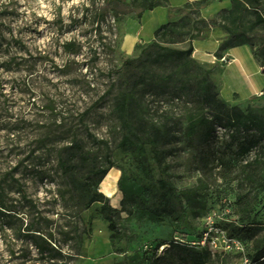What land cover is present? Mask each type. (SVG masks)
Returning <instances> with one entry per match:
<instances>
[{"label":"rangeland","instance_id":"1","mask_svg":"<svg viewBox=\"0 0 264 264\" xmlns=\"http://www.w3.org/2000/svg\"><path fill=\"white\" fill-rule=\"evenodd\" d=\"M131 3L0 0V178L18 164L14 176L31 201L29 205L13 189L6 192V204L12 208L0 214V264H152L156 247L188 235L193 237L187 241H197L194 235L205 230L212 233L208 264H244L241 251L216 229L238 231L236 235L244 237L238 229L250 226L264 234V145L239 159L241 134L219 127L206 144L191 141L187 117L198 104L190 98L176 99L173 91L146 98L153 110L149 118L174 127L176 140L171 145L118 148L121 131L111 112L112 101L125 80H132L133 71L126 70L123 77L111 71L137 58L148 45L138 42L131 55L121 49L126 20H137L138 9L132 7L131 12L123 6ZM189 11L194 7L170 13V20ZM261 13L264 16V5ZM211 34L217 40L224 37L220 27ZM142 35H147L145 25ZM249 35L258 45L264 26ZM70 43L72 50H65ZM245 51L241 62L246 71L236 81L220 77L224 62L215 64L210 79L222 99L230 92L237 94L228 105L264 110V92L252 95L248 88L253 84L258 91L264 89V74L260 70L254 75L251 65L256 62ZM111 83V92L101 99ZM86 132L105 144L93 142ZM32 149L37 158L31 163L25 158ZM106 150L119 175L113 184L115 195L106 196L101 183L97 191L114 211L113 231L99 203L83 210V178L94 167L106 165ZM59 159L67 166L66 177ZM120 177L124 192L117 187ZM159 179L180 196L183 212L176 219L157 220L142 205L149 203L147 188L157 186ZM247 209L251 213L243 219ZM173 263L186 264L178 256Z\"/></svg>","mask_w":264,"mask_h":264},{"label":"trees","instance_id":"2","mask_svg":"<svg viewBox=\"0 0 264 264\" xmlns=\"http://www.w3.org/2000/svg\"><path fill=\"white\" fill-rule=\"evenodd\" d=\"M211 0H198L187 2L180 8L169 7L168 0H132L131 4H123L125 8L132 11L137 8L136 19L140 20L142 14L151 11L156 7H165L170 13H181L184 9L194 7L195 11L184 13L175 21H167L153 31V38L139 53L137 58L126 59L119 69L111 71L124 76V72L133 71L132 80L124 85L114 95L112 101V115L118 122L121 131V138L118 148L124 150L135 145H147L152 149L171 145L175 140L174 127L167 122L157 124L150 119V109L146 98L148 96L161 97L173 91L175 98L184 100L190 98L198 104L197 111L187 117L186 134L191 141L199 144H206L213 136L216 128L231 131L232 134H241V140L237 144L236 156L245 159L249 153L264 145V110L254 108L242 111L236 106L228 105L220 97L216 85L210 79L216 65L203 66L193 58V41L204 36V31L214 30L217 27L223 31L224 37L220 40L217 50L214 52L216 59L226 50L246 45L250 48L254 60L261 69H264V35H260L258 45L252 43L253 36L249 31L264 26V16L261 9L264 0H230V6L219 10L212 18L203 19L200 10ZM197 15V17H195ZM102 17V16H101ZM250 17L247 26L245 21ZM184 45L175 48L172 46ZM74 44H66L65 50L71 51ZM207 66V67H206ZM111 87L100 97L103 99L111 92ZM52 107H50L51 109ZM88 111L82 114L86 116ZM86 135L93 142L105 144L103 141H96L93 135L86 132ZM77 150L81 147L75 143ZM37 157L34 150H30L25 161L33 162ZM105 166L94 167L83 178V186L87 192V198L83 210L88 209L92 204L99 203L100 214L108 224V229H115L113 209L109 200L101 193H98L97 186L102 182L108 172L116 166L110 161L108 151L104 154ZM18 164L7 171L0 178V214L4 211H11V206L6 204L7 190H14L20 198L31 205L27 200L26 191L15 178L14 172ZM58 167L63 177L68 174L67 166L62 160H58ZM44 178V172H41ZM117 187L125 191L122 177L118 179ZM149 203H142L144 209L157 220L165 217L176 219L183 212L182 203L177 190L164 179H159L156 185L147 188ZM251 211L246 210L243 219H247ZM229 239L238 240L244 247L245 256L249 264H264V234L258 235L256 227L243 226L239 232H244L240 237L238 231L225 230ZM39 232V231H36ZM201 233L194 237L200 238ZM187 237V236H186ZM164 243L166 249L160 256L156 247L152 264H174L173 257H181L186 264H208L212 253L208 247L190 246L187 244L188 235Z\"/></svg>","mask_w":264,"mask_h":264},{"label":"crops","instance_id":"3","mask_svg":"<svg viewBox=\"0 0 264 264\" xmlns=\"http://www.w3.org/2000/svg\"><path fill=\"white\" fill-rule=\"evenodd\" d=\"M193 1H198V0H168V3H169V7L171 8H180L185 3L193 2ZM229 6H230V0H211L205 7H203L200 10V16L203 19H210L219 10L228 8ZM169 20H170V14L167 8L165 7H156L151 11L144 12L139 22H136L137 20H130V19L126 20L124 36L121 43L122 51L126 55H131L134 52L135 46L138 42L149 43L153 38V31L158 26L166 23ZM130 24H131L130 27L131 30L129 32V30H126V28ZM144 25L147 30L146 36L142 35V31L144 30ZM213 32L214 30H211L207 37L202 36L201 38L193 41L192 56L198 62L205 64L207 66H213L217 64V62H221V63L224 62L225 64H223L222 66H226V67L223 68V73L221 74L220 77L221 78L223 77L224 79L225 76L230 81H236V79H238L240 75H243V73H245L246 71V68H244V66L242 65L241 57H244V52H246L245 50H247L248 52L250 51L249 54L252 56L251 50L246 45L233 47L223 52L222 58L218 60L214 57L213 54L217 50L220 40L212 38L211 33ZM252 64H253L251 65L252 72L255 75V73L259 72L261 68L257 62L256 64H254L252 61ZM248 88H249V92H251L252 95H258L264 92V89H261L260 91L256 90L257 88H254L253 84H251V86H249ZM219 93L221 96L220 88H219ZM234 94L232 92L228 93L224 100L226 102L232 101V97L234 96ZM113 170H114L115 179H117L119 176L118 172L114 168Z\"/></svg>","mask_w":264,"mask_h":264},{"label":"built area","instance_id":"4","mask_svg":"<svg viewBox=\"0 0 264 264\" xmlns=\"http://www.w3.org/2000/svg\"><path fill=\"white\" fill-rule=\"evenodd\" d=\"M222 61H223V59H222ZM216 232H218L219 234H221L222 237L227 241V243L234 244L236 246V248L239 251H241L244 264H248L249 263L247 257L245 256V253H244V247H243V245L238 240H236V239H229L226 236L225 232L222 231L221 229H219V230L216 229ZM210 234H212V233H210V231L205 230L204 232L201 233V236H200L199 240H197V241L195 240V241H191V242L188 241L187 244L190 245V246H194V247H197V246H201V247H205L206 246V247H208L207 246V242L209 241V235ZM174 240L175 241L182 242V240L179 239V238H174ZM208 249H209V247H208Z\"/></svg>","mask_w":264,"mask_h":264},{"label":"bare ground","instance_id":"5","mask_svg":"<svg viewBox=\"0 0 264 264\" xmlns=\"http://www.w3.org/2000/svg\"><path fill=\"white\" fill-rule=\"evenodd\" d=\"M114 170L111 169L108 174L104 177L103 181L101 182V189L105 193L106 196H114L115 195V187H114Z\"/></svg>","mask_w":264,"mask_h":264},{"label":"water","instance_id":"6","mask_svg":"<svg viewBox=\"0 0 264 264\" xmlns=\"http://www.w3.org/2000/svg\"><path fill=\"white\" fill-rule=\"evenodd\" d=\"M261 72L264 74V69H261Z\"/></svg>","mask_w":264,"mask_h":264}]
</instances>
